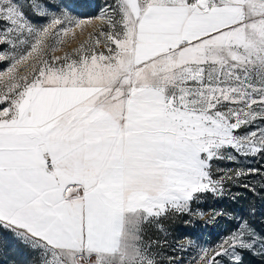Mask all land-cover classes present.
Masks as SVG:
<instances>
[{"label": "snow or ice", "instance_id": "obj_1", "mask_svg": "<svg viewBox=\"0 0 264 264\" xmlns=\"http://www.w3.org/2000/svg\"><path fill=\"white\" fill-rule=\"evenodd\" d=\"M0 64V253L24 257L12 264H103L85 246L125 224L120 264H264L254 202L201 207L264 189L251 166L264 162V0H103L94 17L76 0H0ZM221 219L212 242L187 231ZM164 221L185 234L168 241Z\"/></svg>", "mask_w": 264, "mask_h": 264}, {"label": "rangeland", "instance_id": "obj_2", "mask_svg": "<svg viewBox=\"0 0 264 264\" xmlns=\"http://www.w3.org/2000/svg\"><path fill=\"white\" fill-rule=\"evenodd\" d=\"M78 4V11L82 16L85 17H94L98 11L99 5L103 3V0H76ZM90 31V28L87 30ZM74 36H67L64 38L65 42L61 45L57 53L58 55L63 54V52L68 50V40L74 39ZM86 37H83V40ZM82 41V38L79 39L78 44ZM75 45V47H77ZM7 67L5 64H0V71L4 70ZM20 74L24 75L25 70L23 67L19 69ZM264 165V162L261 164H252L253 167L261 168ZM223 167H231L230 164H222ZM264 170V168H262ZM258 177H254L253 180H258ZM259 195H253L251 191H248L244 188H234L233 191L241 192L243 195L240 197L237 203H233L230 200H213L211 197L207 199V201L201 205L202 208L208 210L212 208H228V209H243L246 211L247 207L250 203L254 202L255 207L257 209V226L264 227V225L260 224V220L264 219V189H257ZM226 221L223 219L219 220L218 225L216 227L205 228L200 224H197L194 229H188L187 231L194 232L193 238H201L203 240H208L209 242L214 241L217 238V234L221 232L223 227L226 225ZM164 227L168 228L171 235L167 237L168 241L173 239H179L185 234V229L180 222L170 223L168 221L163 222ZM146 231L149 237L152 239H156L159 237L161 241L164 240V236L162 233L155 231V228L152 225L146 226ZM130 239L133 238V234L130 233ZM84 252V257L89 255V251L99 252L100 256L103 258V264H120V261L125 258V255L132 250V240H107L106 243L100 247L99 249H87ZM24 257L17 253L13 252L11 248H6L3 253H0V264H12L13 260L21 261ZM82 258L78 257L76 264H80V260ZM99 257H95L92 259H83V264H98ZM249 264H260L259 259L256 257H249Z\"/></svg>", "mask_w": 264, "mask_h": 264}, {"label": "crops", "instance_id": "obj_3", "mask_svg": "<svg viewBox=\"0 0 264 264\" xmlns=\"http://www.w3.org/2000/svg\"><path fill=\"white\" fill-rule=\"evenodd\" d=\"M130 233L133 234V233L129 230L127 224H125V226H124L123 228L119 229V230H118L115 234H113L108 240H133V238L130 239V237H129Z\"/></svg>", "mask_w": 264, "mask_h": 264}, {"label": "bare ground", "instance_id": "obj_4", "mask_svg": "<svg viewBox=\"0 0 264 264\" xmlns=\"http://www.w3.org/2000/svg\"><path fill=\"white\" fill-rule=\"evenodd\" d=\"M89 28H85L83 31H80V30H77L76 31V34L74 35V39H72V40H68V43H67V45H68V50H70V49H72V48H75V45L79 42V39L80 38H82V40H83V37L85 38H87V30H88ZM70 36H73V35H71L70 34ZM77 46V45H76Z\"/></svg>", "mask_w": 264, "mask_h": 264}]
</instances>
